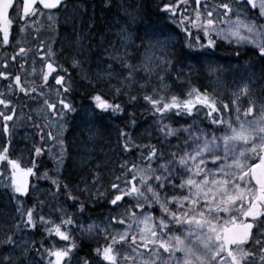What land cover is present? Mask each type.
<instances>
[{
	"label": "snow or ice",
	"instance_id": "1",
	"mask_svg": "<svg viewBox=\"0 0 264 264\" xmlns=\"http://www.w3.org/2000/svg\"><path fill=\"white\" fill-rule=\"evenodd\" d=\"M105 2L111 6L113 0ZM83 8L75 0H0V48L10 44L13 18L9 9L15 12L19 29L15 40L19 46L11 53L5 50L0 64L15 63L18 53L25 73L22 80L21 71L0 70L5 81L0 88V131L7 134V142L0 146V161L4 162L0 183L11 189L19 217L0 230V264H264V95L250 97L248 81H244L229 100H220L206 88L191 84V60L186 69L174 61L177 46L185 48L189 57L206 63L208 72L215 75L220 71L213 59L218 39L235 47L251 44L254 55L264 60V0H160L161 13L180 27L175 36L145 23L140 3L129 6L119 0V16L110 33L116 40L96 57L98 67L93 72L87 67L92 53L77 28L78 12ZM61 16L71 21L78 46L67 65L57 59L51 37L45 43L35 35L41 17L55 32ZM92 26L90 20L88 28ZM28 31L37 41V55L43 58L39 84L28 78L26 59L32 50L25 47ZM34 64L33 57L32 72L37 71ZM138 69L147 79L139 77ZM173 69L175 79L188 85L181 89L183 95L172 93L166 82L164 73ZM73 70L92 92L89 109L84 110L90 137L104 118L129 117L116 127L121 150L130 159H121L119 173H112L107 185L101 182L99 162L76 184L63 177L70 148L64 132L67 121L78 113L72 99ZM50 77L54 88L48 85ZM153 79L157 85L152 84ZM134 86L144 91L136 93ZM149 87L151 91H147ZM241 95L247 105L242 110L237 103ZM21 96L42 100L35 111L45 124L34 125L45 142L43 147L33 145L32 164L27 167L8 155L12 131L18 127L14 117L31 119L25 117L22 103L16 105L6 98ZM138 97L154 117L155 144L150 138L133 135L136 121L131 118V106ZM171 117H186L191 123L174 127ZM201 120L210 126L205 128ZM44 152L53 167L38 171L36 156ZM249 157H256L258 163L249 164ZM29 176L36 181L46 179L51 187L41 192L38 183L30 185ZM181 192L184 194H169ZM41 195L53 198L56 207L49 208L55 216L44 214ZM60 195L63 203L56 200ZM29 196L35 202L26 206L24 198ZM99 202H106L109 211L100 213L104 218L98 222L86 213ZM73 227L81 237L95 238L97 246L91 249V257L80 255ZM36 231L41 232L38 240L30 235Z\"/></svg>",
	"mask_w": 264,
	"mask_h": 264
},
{
	"label": "trees",
	"instance_id": "2",
	"mask_svg": "<svg viewBox=\"0 0 264 264\" xmlns=\"http://www.w3.org/2000/svg\"><path fill=\"white\" fill-rule=\"evenodd\" d=\"M143 1L145 2L143 5H146L148 0H143ZM159 2L160 0L156 2L155 6H153L152 8L149 6V8L146 9L145 11V15L149 14V17L151 16V19H153L152 26H155V24L158 23L159 21L164 22L165 18L167 19V17L164 14H162L158 8ZM219 2H223V0H219ZM193 7H195L194 3H193ZM100 8H98V10H100ZM201 11L203 12V8H201ZM170 25L171 27H173L170 28L171 30L174 29L176 31H180L179 25L172 23V21ZM193 31L195 34V29ZM98 33H100L99 35L100 38L101 34H103V31H100ZM96 42H97V38L91 39L89 41L90 43L89 45L91 46V48L96 46ZM217 45L218 47L215 50V55L222 56L227 59L240 60L254 56V51L251 48H245V47L237 48L219 39L217 40ZM258 58L260 59L259 65L264 72V60H262L259 56ZM59 59L65 65L68 64V60L63 59L62 56H60ZM90 59H93V55H90ZM174 60L176 62L186 61L188 63L191 60L194 66H196L200 71L204 69V65H205V64H201L199 61H196L194 58L189 57L188 50H186L185 48H181L179 46H177L176 48V57L174 58ZM28 71H31V73H33L32 65L30 67V64L28 65ZM75 76L73 70L72 80L74 85V92L72 95V99L77 102L76 107L78 109V113L73 114L71 118L67 121L68 127L64 132V139L67 143H69L70 148H69L68 158L65 159L64 168L62 170L63 177L69 180L71 184H76L81 177L87 176L91 169L96 168V164L97 162H99L101 164V167L97 170L102 173L101 182L107 185L111 181L112 173H119L120 162L125 154V152L121 150L119 144L118 129L116 125L117 124L123 125L129 119V117L127 115H121L120 119L118 120H109L107 118H104L102 122L97 123L96 134L90 137L88 135L87 124L85 122L87 114L84 110L89 109L88 97L91 96L92 92L89 90L86 81L82 80L76 74ZM191 84L201 88V90L206 88L209 93H214L207 83L204 82L201 83L198 80H192ZM48 85L50 88L55 87V81L52 80L51 77L49 78ZM177 95H183V93L181 92L180 94ZM215 95L217 96L218 99L224 100L221 99L217 94ZM52 98L53 97H49L50 100ZM38 100L41 99L30 100L28 97H25V99H23V104L25 105L23 113L25 114V117H31L30 120L28 119L27 120L30 123L31 127H34L32 130L34 132L33 145H38L43 147L45 141H42L40 139V133L38 129L34 126L36 124H39L41 127H45L43 116L42 115L38 116L37 112L35 111V109H37L39 105L42 103V100L41 101ZM143 102L144 101L142 100V103ZM139 104L140 102L137 101L135 104L131 106V111L134 113V115L131 118L134 119L136 123H140V124L149 118V123L151 124L150 127L152 128L150 132L151 137L149 138L151 139V142L155 144L157 143V139L155 138L156 132L154 130V124H153L154 117H151L148 114L150 112V109H148L147 107L143 108L139 106ZM127 110L128 109L126 107V112ZM229 111H230V107H229ZM170 120L172 124L189 122V120L186 117H180V118L171 117ZM201 121L209 125L208 121L206 120H201ZM9 123L11 124L12 122L10 121ZM173 126L176 127L175 125ZM5 135L7 136V134ZM178 135L181 136L182 134H178ZM173 143L174 144L176 143L174 139H173ZM8 155L11 156L12 158H16L15 152L9 148H8ZM33 155L34 153L32 152V157ZM127 155H128L126 157L127 159L125 160L130 159V155L129 154ZM131 155L134 156L135 154L132 153ZM81 157H83L84 159H81ZM31 164H32V158L28 162L25 163L21 162L22 167L31 166ZM3 165L4 162L0 161V166ZM36 166L38 171H42L45 168L51 169L53 167L52 159L47 152L41 153L38 156H36ZM3 175H6V173ZM29 182L30 185L32 183H38L39 187L43 190L49 189L51 187L50 183L46 179L36 181L32 176H29ZM62 191L63 189H61V192ZM49 197L53 199L51 196ZM39 198L41 200H44V196ZM56 200L63 203L64 197L62 195L57 196ZM24 201L26 206H31L35 202L34 198L31 196L25 197ZM0 203L10 204V206L0 205V217H2L0 218V230H3V225L10 224L12 222L13 217L17 219L19 218L16 213V200L13 198L11 194V189L6 188L4 183H0ZM128 203H131V201H128ZM67 206L70 212L73 213L75 212V209L71 204H68ZM45 208L46 206L44 205L43 212L45 211ZM108 210L109 208L106 202H99L96 206L88 208V212L86 213V215L91 214L92 218H94L95 216L100 215V213L107 212ZM71 230L73 234L76 236L77 241L81 245L80 255H88L89 257H91L92 255L91 249L96 247L97 243L91 242L79 236V234L76 232V229L74 227ZM30 235L32 239L38 240L41 236V232L36 231L34 233H31ZM55 239L59 240L58 237ZM45 243H48V241L46 240ZM57 246H59V244Z\"/></svg>",
	"mask_w": 264,
	"mask_h": 264
},
{
	"label": "rangeland",
	"instance_id": "3",
	"mask_svg": "<svg viewBox=\"0 0 264 264\" xmlns=\"http://www.w3.org/2000/svg\"><path fill=\"white\" fill-rule=\"evenodd\" d=\"M157 1L158 0H148L146 5H143L145 3L143 0H124V3H127L129 6H131L132 4H135V3H140V6L143 9L142 16H143L145 23H150L152 25L153 19H151V16L149 17V14L145 15V11H146V9L149 8V6L151 8L153 6H155ZM75 2L76 3H82L84 5V8L78 12L80 23L77 25V28H78L79 35L81 36V38L85 42V45L87 47H89L90 52L93 55V59L89 60V65L87 66L88 70L90 72H93L98 67V65L95 63L96 57L101 56L102 55V49L107 47L109 44H111L113 40H116L115 35H111L110 33L112 32L114 19L118 18V16H119V13L117 10V5L119 3V0H113V3L111 6L106 4L105 0H100L101 6H102L101 7L102 11L99 13V15H98V9H97L98 4H95V3H92V4L89 3L88 4V3H85L82 1H75ZM90 13L92 14V17L89 16ZM12 18H13V23L15 24V28H17L18 21L15 18L14 12L12 14ZM98 19H102V20H98ZM90 20L93 22V26L89 29V28H87V25H88ZM107 21H109L108 24H106ZM96 22H98L99 28H93ZM37 23H39V25H40V28L38 31L39 39L45 43H48L47 38L48 37L52 38V40H51L52 47H53V51H55L57 53V58L60 55V56H62L63 59L68 60V57L70 56L71 52L78 50V46L74 42V41H76V34H74L73 29L71 27V21H66L65 18L63 16H61L57 22V28H56L55 32L51 31L48 28L47 22L43 17H41L40 20L37 21ZM170 23H171V21H169L165 18L164 22L159 21L158 23L155 24V26H153V28H155L158 31L160 29H164V34H171L172 36H175L176 30L170 29V28H173V27H171ZM100 27H102V28H100ZM169 30H171V31L169 32ZM100 31H103V34H101V36L99 38L100 33H98V32H100ZM18 34H19V32L16 34V36H14L15 40H16ZM105 35L107 38L105 37ZM32 38H33V42H34L35 39H34V35H33L32 31H28L25 43L27 41H29V39L32 40ZM94 38H97L96 46L91 48V46L89 45L90 44L89 41L91 39H94ZM158 38L159 37H152L153 40L158 39ZM61 41H63V43H61ZM35 42H36V45L38 46L36 40H35ZM225 42L229 45L234 46L231 42H228V41H225ZM244 47L254 49V46L251 44H241V46L237 47V48H244ZM40 51H44V49H40ZM213 59L220 66V71L218 73H216L215 75L210 74L208 72V69H207V66L205 63L204 69L201 71L196 66H194L192 68V75L188 79H190L191 82H192V80H198L201 83H203V82L207 83L209 85V87L211 88V90L215 94H217L221 99H224V100H229L232 93L236 92L238 87H240L244 81H248L250 97L264 95V91H262V89H264V72L259 65L260 59L258 58V56L254 55L252 57L245 58V59L232 60V59L224 58L222 56L215 55L213 57ZM41 61H42V59H41ZM17 62H19V60H17ZM175 63H176V66L180 67V68L186 69L188 67V62H186V61H184V62H176L175 61ZM2 69L8 70L9 68L3 67L0 64V70H2ZM15 71H16L15 68L11 69V72L14 73ZM137 71H138L139 77L147 79V75L143 72L142 69H138ZM75 72L76 71L74 70V76H75V74H77ZM153 75H155V73H153ZM164 75H165V77H167L166 82L171 85L172 93L180 94L182 88L183 89L187 88L188 85L186 86V83H181V81H178L175 79V76L177 75V73L175 72V69H173L171 72L166 71L164 73ZM112 83H115V81H112ZM152 84L157 85L158 82L155 79H153ZM141 91H144V90L140 89L139 87L134 86V92L138 93ZM147 91H151V87H149L147 89ZM120 99L123 100L124 97H120ZM38 101H41V100H38ZM137 101L140 102L139 106H141L143 108L147 107L145 102L142 103V100L139 97L137 98ZM237 103L241 106V110L243 109V107L247 106L244 103L243 95H241L237 98ZM230 111H231V104H230ZM233 115H234V113H233ZM254 115H258V113H254ZM19 117L20 116H17L15 118V120L17 121L18 127L13 129L11 141L13 140V132L17 137L22 134L24 140H26V139L29 140L27 142V145L24 146L23 149L19 145L18 141L15 142V139L13 140V148L15 150H17V148H19V150H18L19 154L16 155V158L20 159V162L25 163V162H28L32 158L33 143H34V132L32 130L34 127H31V125L27 119L23 120L21 117L20 118ZM19 120H20V122H18ZM190 123H191V121L186 122V123H180V124L175 123L173 125H175L176 127H179L180 125L190 124ZM201 123L203 124V126L205 128L210 126L208 124H205L202 121H201ZM10 126H11V124H10ZM150 126H151V124L149 123V118L146 121H143L141 124L136 123V125L134 126L133 135L135 136L136 134H140L143 136L144 140L149 138L147 133H150L152 130V128ZM179 134H182L181 136H183V133H179ZM169 139H170L171 143L174 144L173 139H171V138H169ZM1 143H2V141L0 140V144ZM26 150H28V151H26ZM127 156L128 155L125 153L124 157H122V159L123 160L127 159L126 158ZM255 161H257L256 157H249V159H248L249 164H255ZM212 166H213L212 164L208 165V167H212ZM211 178L212 177L209 176V179H211ZM176 183L178 184L179 181H176ZM40 190H41V192H43V189L40 188ZM169 194L183 195L184 193L181 192V193H169ZM42 196H44L45 206H46L45 211H44L45 215L52 214L55 216V213L50 212V208H49V205H51L52 208L56 207L55 201L53 199H51L48 195H41L40 197H42ZM113 211H115V210H113ZM107 212H104V213L106 214ZM103 218H104L103 216L97 215L93 219L99 222V221L103 220ZM83 222L88 223L87 220H84ZM77 223H80V221H77ZM175 231L179 232L180 229L176 228ZM76 232L79 234L77 229H76ZM79 236H80V234H79ZM83 238H85L86 240H89L91 242L96 243L95 238H92V237H83ZM177 254L179 255L180 253L178 252Z\"/></svg>",
	"mask_w": 264,
	"mask_h": 264
},
{
	"label": "flooded vegetation",
	"instance_id": "4",
	"mask_svg": "<svg viewBox=\"0 0 264 264\" xmlns=\"http://www.w3.org/2000/svg\"><path fill=\"white\" fill-rule=\"evenodd\" d=\"M89 16L92 17V14L90 13ZM98 20H102V19H98ZM87 28H88V25H87ZM93 28H99L98 22L95 23V25H94ZM100 28H102V27H100ZM11 32H12V38H13V41H12L11 44H13L15 46H19L17 43L15 44V37H14L19 32V29L18 28H11ZM13 45H10L9 44V46H4V48L2 49V53L5 54V50L8 53L13 52L15 50V47H13ZM17 55L19 57V54L18 53H17ZM18 60H19V58H18ZM1 66H3V65L1 64ZM34 66L37 69V71L34 72V74H35V77L34 78L35 79H38L39 76H36V75L39 74V67L37 66L36 61H35ZM3 67H8L10 69V71H11V69H14V68L16 69V71H21L19 62H15V63L11 62V63H9V65L3 66ZM21 78H22V80L25 79V73L23 71H21ZM4 83H5V81L2 78H0V88H3L4 87ZM12 99H13V103H14V100H16L17 98L12 97ZM21 103L23 104V101H20V100L17 101V105H20Z\"/></svg>",
	"mask_w": 264,
	"mask_h": 264
},
{
	"label": "bare ground",
	"instance_id": "5",
	"mask_svg": "<svg viewBox=\"0 0 264 264\" xmlns=\"http://www.w3.org/2000/svg\"><path fill=\"white\" fill-rule=\"evenodd\" d=\"M29 78V77H28ZM15 139V142H17L18 141V143H19V145L22 147V149L24 148V146H26L27 145V142L29 141V140H24L23 139V135L21 134L20 136H16L15 134H14V132H13V140ZM0 140L2 141V143L0 144V146H2L3 144H5L7 141H6V135L5 134H3L2 132H0ZM13 140L9 143V149H12L14 152H15V156L17 155V154H19L18 153V150H19V148H17V150H15L14 148H13ZM26 151H28V150H26ZM0 205L2 206V205H4V206H10V204L9 203H5V204H2V203H0ZM2 215H4V214H2ZM1 215V216H2ZM0 218H2V217H0Z\"/></svg>",
	"mask_w": 264,
	"mask_h": 264
},
{
	"label": "water",
	"instance_id": "6",
	"mask_svg": "<svg viewBox=\"0 0 264 264\" xmlns=\"http://www.w3.org/2000/svg\"><path fill=\"white\" fill-rule=\"evenodd\" d=\"M12 9H9V15H10V12H11ZM254 183V182H253Z\"/></svg>",
	"mask_w": 264,
	"mask_h": 264
}]
</instances>
